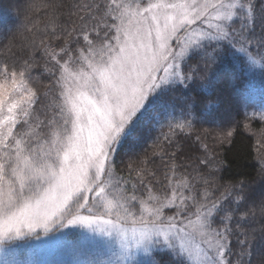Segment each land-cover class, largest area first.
<instances>
[{"label":"snow or ice","instance_id":"snow-or-ice-1","mask_svg":"<svg viewBox=\"0 0 264 264\" xmlns=\"http://www.w3.org/2000/svg\"><path fill=\"white\" fill-rule=\"evenodd\" d=\"M48 7L39 44L31 39L19 55L0 56V264H32L16 258V245L33 240L102 244L116 257L108 264H158L151 259L158 251L173 264H232L231 225L254 217L249 204L257 201L264 216V189L246 191L240 182L214 195L207 178L214 172L205 170L217 161L207 143L191 171L179 172L172 153L163 181L144 161L129 165L124 179L114 157L159 120L158 102L210 84L228 57L246 72L257 65L264 71V55L253 51L264 0H92L79 6L86 15L71 30L57 24L56 6ZM259 44L264 48V37ZM37 70L51 78L48 86L35 79ZM220 121L215 143L248 134L264 175V109L245 110L240 120L225 113ZM168 127L166 140L176 130L190 134L192 123ZM70 226L83 231L68 239L62 230Z\"/></svg>","mask_w":264,"mask_h":264},{"label":"trees","instance_id":"trees-1","mask_svg":"<svg viewBox=\"0 0 264 264\" xmlns=\"http://www.w3.org/2000/svg\"><path fill=\"white\" fill-rule=\"evenodd\" d=\"M85 3L90 4L92 0H0V56H11L13 53L19 55L20 48L31 39H35L39 44L51 12V7L46 9L45 5L56 6L57 24L71 30L79 24L78 16L86 15L79 7ZM256 11L259 15V3ZM262 37L264 29L257 23L253 51L264 55V48L259 44ZM34 77L42 86H48L51 82V78L42 70H37ZM201 83L205 86H199ZM262 109L264 71L257 65L246 72L240 63L228 57L215 66L210 84L203 81L190 86L189 89H177L157 103L155 111L159 120L144 126L135 142H125L120 147L114 157L115 172L118 176L129 179V165L135 167L137 163L144 161V166L150 171H155L157 179L163 181L172 153H176L175 163L179 172L191 171L192 167L197 166V158L204 155L201 143H207L214 151L217 161L212 169L205 170L214 172V175L207 177L214 184L211 189L214 195L219 196L224 191V186L240 182L244 183L246 191L259 193L264 189V175L261 174L248 134L238 132L231 145L223 146L215 143V138L222 132L219 126L221 115L228 113L240 120L245 110L251 115L253 112L259 113ZM238 112L241 115H237ZM185 118L192 123L191 133L176 130L175 135L166 140L165 136L169 135V122ZM251 124L254 129L260 127L255 120L251 121ZM197 136L200 137L199 141ZM131 179L135 180L134 174ZM153 184L155 185V181ZM155 187L160 188L161 185ZM142 191L141 189L137 194L140 195ZM258 205L259 201L249 204V209L254 211L255 215L248 217V222L242 227L231 225L233 235L230 237L229 257L232 264H264V216L261 215ZM174 212L175 209L165 210L166 215ZM238 238L246 240L247 243L239 244ZM149 259L150 257L146 256L145 261ZM151 259L158 261V264H173L174 260L162 251L154 253Z\"/></svg>","mask_w":264,"mask_h":264},{"label":"rangeland","instance_id":"rangeland-1","mask_svg":"<svg viewBox=\"0 0 264 264\" xmlns=\"http://www.w3.org/2000/svg\"><path fill=\"white\" fill-rule=\"evenodd\" d=\"M83 230L76 226H70L62 230L68 239L79 236ZM59 235V234H58ZM91 236L92 234L88 233ZM97 241L100 237H95ZM17 259L29 260L32 264H108L109 260H115L113 250L102 244H83L74 247L49 243L39 246L38 241L17 242ZM2 259V257H0ZM137 260L145 261L146 256L138 254Z\"/></svg>","mask_w":264,"mask_h":264}]
</instances>
